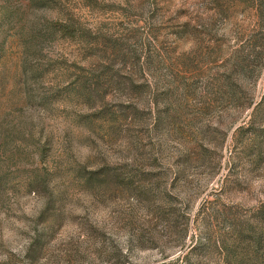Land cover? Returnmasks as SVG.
I'll list each match as a JSON object with an SVG mask.
<instances>
[{
  "label": "rangeland",
  "instance_id": "rangeland-1",
  "mask_svg": "<svg viewBox=\"0 0 264 264\" xmlns=\"http://www.w3.org/2000/svg\"><path fill=\"white\" fill-rule=\"evenodd\" d=\"M0 264H264V0H0Z\"/></svg>",
  "mask_w": 264,
  "mask_h": 264
},
{
  "label": "trees",
  "instance_id": "trees-1",
  "mask_svg": "<svg viewBox=\"0 0 264 264\" xmlns=\"http://www.w3.org/2000/svg\"><path fill=\"white\" fill-rule=\"evenodd\" d=\"M50 24H51V26H52V28L54 30L61 31L62 33H68V31H69V28L67 26H64V25H62L60 23L51 22ZM83 97H85L84 94H83ZM238 231L239 230H236V232H235L236 233V237H237V239L234 240L235 246L239 245L241 243V241H242V237H241L242 235L240 236V233ZM256 241L259 243V239H256Z\"/></svg>",
  "mask_w": 264,
  "mask_h": 264
}]
</instances>
